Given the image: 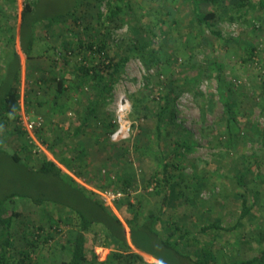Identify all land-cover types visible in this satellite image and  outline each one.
Listing matches in <instances>:
<instances>
[{"label": "rangeland", "instance_id": "1", "mask_svg": "<svg viewBox=\"0 0 264 264\" xmlns=\"http://www.w3.org/2000/svg\"><path fill=\"white\" fill-rule=\"evenodd\" d=\"M262 1L249 0L248 12L240 19L229 21L219 15L208 26L195 19L188 0H113L122 6L121 19L105 24L99 14L105 18L106 0H35L28 22L35 20L32 57L23 55L17 83L20 108L0 117V146L13 152L22 140L21 155L27 164L37 167L45 157L51 158L100 200L98 191L103 189L99 185L131 175L133 184L126 195L105 204L124 221L128 236L127 217L137 211L142 222L154 212L165 220L160 225L163 235L169 232L171 222H178L212 249L219 262L253 256L264 247ZM23 7L24 0H0V80L12 53H22L19 28ZM211 9L210 4L199 6L202 14ZM104 31L111 57H122L135 44L140 50L132 54L111 92L95 103L90 83H80L74 64L82 53L92 54L79 47L78 37L89 42L102 38ZM213 31H220L221 36ZM30 33L31 28L25 27L27 44ZM153 48L159 62L146 64ZM59 79L64 82L60 92ZM226 85L233 87L230 96H225ZM166 90L178 96L173 101L176 113L173 118L167 114L158 137L157 113ZM132 97L143 99L138 118L132 116ZM228 99L235 118L230 119L227 112ZM93 106L96 111L85 131L73 135ZM29 119L40 121V125L30 127ZM109 120L117 124L113 131L106 127ZM123 121L130 124L129 133L117 140L112 135ZM16 127L27 134L19 136ZM185 140L190 147L182 148V156L176 158L171 151ZM83 150L84 157L80 155ZM166 155L172 163L170 180L176 198L161 212L165 192H156L155 178L163 177L161 161ZM62 157L74 159L72 170L60 162ZM8 169L0 152V191L1 181L7 183ZM242 172L245 183L239 182ZM244 199L255 208L241 217ZM10 207L22 214L14 225L17 249L24 246L29 225H58L50 241L36 246L31 264H63L68 259L61 246L79 228L76 213L67 212L60 204L39 206L20 197L12 199ZM215 221L221 223V230L201 231L203 225ZM102 229L95 224L87 233V251L89 258L94 251L98 261L108 262L116 249ZM183 247L193 254L198 249L194 244ZM132 250L143 258H132L126 264H161L134 246Z\"/></svg>", "mask_w": 264, "mask_h": 264}, {"label": "trees", "instance_id": "2", "mask_svg": "<svg viewBox=\"0 0 264 264\" xmlns=\"http://www.w3.org/2000/svg\"><path fill=\"white\" fill-rule=\"evenodd\" d=\"M108 3V12L105 18L102 19V13L99 18L103 23L116 21L121 19V5L113 3V0H106ZM193 4V11L195 19L199 24L210 26L212 20L216 19L219 15L225 16L229 21H235L242 18L248 12L249 0H188ZM210 4L212 9L205 14L200 13L199 6ZM264 5V0L262 1ZM35 8V0H24V7L21 11V21L19 30V44L22 53L15 50L12 56L7 61L6 70L0 80V117L9 116L17 113L20 108L19 88L17 86L21 68L22 58L25 55L27 58L32 57L30 50L33 47V28L35 20L28 24L31 13ZM172 13V10H169ZM28 24V25H27ZM26 25V26H25ZM31 28L30 38L25 42V27ZM216 35L221 36L220 31H213ZM103 37L87 42L84 38L78 37L79 47L81 49L91 50V56L79 51L82 57L78 60V64H74V69L80 79L81 84L90 83L91 92L96 97L95 103L103 97V94L110 93L113 86L119 80L124 68L129 61L132 54L140 50L138 45L127 54L116 59L109 54L108 44L106 40V31L103 32ZM15 38L11 36V41ZM250 54H254L253 49H249ZM151 56L145 60L146 64H157L159 57L154 48L150 51ZM98 57V60L96 59ZM251 57V56H250ZM249 57V58H250ZM251 59V58H250ZM264 84V81H263ZM58 91L64 89L63 80L57 81ZM223 87V85L221 86ZM225 96H230L233 92V87L226 85ZM178 96L173 95V91L166 90L161 95V107L157 113L156 131L158 137L162 136L163 120L170 114L173 118L176 113V107L173 103ZM133 98L132 103V116L138 118L142 108L143 99ZM227 112L230 119L235 118L234 107L228 99L226 101ZM96 111L93 106L88 109L82 118L79 125L73 130V135L79 136L85 131V126L89 123L92 114ZM106 127L113 131L117 124L110 120L106 123ZM19 136L27 134L22 128L16 127ZM264 135V128L262 130ZM98 140L101 137H97ZM19 141V139H18ZM23 141L20 140L17 148L13 152L9 151L3 146H0L7 165L9 166V177L6 178L7 183L1 181L0 191V264H27L33 263V253L41 241L48 242L53 237L55 222H52L49 227L44 225H29L30 229L24 231V246L17 249L15 245L14 225L16 220L22 215L21 212L13 207H10V201L15 197L21 199H30L37 205H45L49 203L62 205L67 212L76 213L79 217V228L73 235L66 238L65 243L62 244V252L68 255V259L63 261V264H115L119 262L126 264L132 258L142 259L141 253L132 250L134 246L139 251L149 254L150 256L159 260L162 264H264V247L261 248L256 254L248 258L234 259L228 262H219L215 252L203 245L195 236H191V231L180 225L178 222H171L168 226L169 232L167 235L161 233V224L165 220L158 214L151 212L150 215L142 222L138 221V213L135 211L133 217H127L126 223L130 227V235L127 234V228L124 221L115 214L111 208L105 205L100 199L94 196V192L76 182L73 177L66 174L58 162L51 158L42 159L37 167H32L27 164L21 155V148ZM27 145V144H26ZM190 147L187 141L177 142L171 151L175 154L176 158L182 156V148ZM53 149V148H52ZM54 150V149H53ZM85 156L86 152L80 153ZM174 157V156H173ZM161 161L163 165V177L155 178L156 192H165L161 212H165L168 206L175 199L173 193V183L170 180V156H165ZM73 158L62 157L60 162L69 170L73 168ZM174 162V161H173ZM174 165L178 167L177 164ZM179 168V167H178ZM246 170H249L246 168ZM239 182L245 183V173L242 172L238 175ZM133 184L132 176L129 174L112 180L108 184H101L99 188L117 187L121 190L128 192ZM198 184L202 181L198 180ZM253 205H248L247 200H243V208L241 210V217L249 214ZM100 224L104 231L106 240L110 242L116 249L115 253L106 261H98L97 253L93 251L91 258L88 256L87 251V233L91 230L92 226ZM54 228V229H53ZM222 225L219 221L205 224L201 227V231H219ZM191 244L197 245L198 249L196 254L187 251L183 246ZM132 245V246H131ZM112 262V263H111Z\"/></svg>", "mask_w": 264, "mask_h": 264}, {"label": "built area", "instance_id": "3", "mask_svg": "<svg viewBox=\"0 0 264 264\" xmlns=\"http://www.w3.org/2000/svg\"><path fill=\"white\" fill-rule=\"evenodd\" d=\"M27 123L30 127H38L40 125V121H36L34 119L27 120ZM130 124L128 125L125 121L120 122L118 128L113 133V138L119 140L125 138L129 133ZM98 194L104 204H112L117 200L122 199L126 192L120 189H110L106 188L98 191Z\"/></svg>", "mask_w": 264, "mask_h": 264}, {"label": "crops", "instance_id": "4", "mask_svg": "<svg viewBox=\"0 0 264 264\" xmlns=\"http://www.w3.org/2000/svg\"><path fill=\"white\" fill-rule=\"evenodd\" d=\"M19 30H20V28H19ZM159 261V260H158ZM162 264V263H161Z\"/></svg>", "mask_w": 264, "mask_h": 264}]
</instances>
